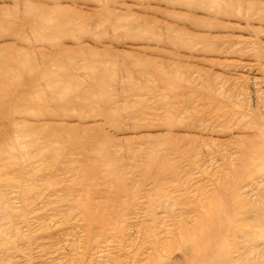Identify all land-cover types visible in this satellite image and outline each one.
Wrapping results in <instances>:
<instances>
[{"label":"rangeland","instance_id":"obj_1","mask_svg":"<svg viewBox=\"0 0 264 264\" xmlns=\"http://www.w3.org/2000/svg\"><path fill=\"white\" fill-rule=\"evenodd\" d=\"M262 9L0 0V264H264Z\"/></svg>","mask_w":264,"mask_h":264},{"label":"bare ground","instance_id":"obj_2","mask_svg":"<svg viewBox=\"0 0 264 264\" xmlns=\"http://www.w3.org/2000/svg\"><path fill=\"white\" fill-rule=\"evenodd\" d=\"M189 1V0H188ZM218 1V0H217ZM234 1V0H233ZM175 2V1H174ZM180 2V1H179ZM185 2H186V0H185ZM209 2V1H208ZM230 2V1H229ZM224 3V2H223ZM177 4V3H176ZM213 6V5H212ZM232 7V6H231ZM208 8V7H207ZM262 10H264V9H262ZM218 11V10H217ZM170 13H168V15H169ZM182 17V16H181ZM183 17H184V15H183ZM190 17V16H189ZM188 18V17H187ZM187 18H186V21H187ZM191 18V17H190ZM192 19V18H191ZM195 19V18H194ZM179 20V19H178ZM194 21V20H193ZM195 21H197V20H195ZM199 21H201V20H199ZM198 22V21H197ZM169 28H170V26H168ZM135 28V27H134ZM166 28V27H165ZM173 29V28H172ZM180 31H181V29H180ZM158 34V33H157ZM181 34H184V33H181ZM169 35V34H168ZM191 36V35H190ZM193 37V36H192ZM192 39V38H191ZM199 39H200V37H199ZM258 39V38H257ZM204 40V39H203ZM228 40V39H227ZM167 41V40H166ZM208 41V40H207ZM215 41V40H214ZM182 42V41H181ZM218 42V41H217ZM180 43V42H179ZM198 43V42H197ZM256 43V42H255ZM189 44V43H188ZM192 44V43H191ZM203 45H204V43H202ZM207 44V43H206ZM219 45V44H218ZM247 45V44H246ZM215 46V45H214ZM253 46V45H252ZM197 47V46H196ZM211 47V46H210ZM206 48H207V46H206ZM182 49V48H181ZM204 50H206V49H204ZM255 49H253V52H255L254 51ZM220 52V51H219ZM260 52V51H259ZM262 53V52H261ZM202 54V53H201ZM254 58V57H253ZM261 58V57H260ZM263 58V57H262ZM178 59V58H177ZM255 60V59H254ZM257 60V59H256ZM155 62V61H154ZM210 63V62H209ZM244 65V64H243ZM219 66V65H218ZM242 67V66H241ZM244 67V66H243ZM242 67V68H243ZM261 67V66H260ZM169 68V67H168ZM173 68V67H172ZM249 68V67H248ZM227 69V68H226ZM252 69V68H251ZM253 70H254V68H253ZM172 71V70H171ZM173 71H175V70H173ZM198 71V70H197ZM196 71V72H197ZM157 73V72H156ZM166 73V72H165ZM175 73V72H174ZM201 73V72H200ZM205 73V72H204ZM262 73H264V72H262ZM159 74H161L162 76H163V74L162 73H159ZM158 74V75H159ZM168 74H169V72H168ZM167 74V75H168ZM176 75H179V73H175ZM175 74H173V75H175ZM173 75H172V77H171V79L173 78ZM161 76V77H162ZM160 77V78H161ZM159 78V79H160ZM165 79H166V77H164ZM179 77L177 76V79H178ZM167 79H169V78H167ZM209 79V78H208ZM217 79H219V78H217ZM229 79V78H228ZM162 81H163V79H161ZM181 80V79H180ZM179 80V81H180ZM197 80V79H196ZM216 80V79H215ZM214 80V81H215ZM220 80V79H219ZM260 80V79H259ZM160 81V80H159ZM168 81H170V80H168ZM173 81H175V80H173ZM172 81V82H173ZM213 81V82H214ZM223 81H224V79H223ZM164 82L165 81H163V83L162 84H164ZM212 82V83H213ZM171 83V82H170ZM182 83V82H181ZM180 83V84H181ZM188 83V82H187ZM227 83H228V81H227ZM255 83V82H254ZM259 83V82H258ZM167 84H168V82H167ZM167 84H166V82H165V85L167 86ZM214 84V83H213ZM186 85V84H185ZM205 85V84H204ZM208 85H210V84H208ZM215 85V84H214ZM213 85V86H214ZM222 85V84H221ZM255 85V84H254ZM264 85V84H263ZM164 86V85H163ZM162 86V88L164 89V90H166L164 87ZM165 86V87H166ZM178 86V85H177ZM188 85H186L185 87H187ZM216 86V85H215ZM168 87H169V85H168ZM167 87V88H168ZM225 87V86H224ZM253 87V86H252ZM257 88L259 87L258 85L256 86ZM188 88V87H187ZM234 88V87H233ZM180 89V88H179ZM185 89V88H184ZM212 89V88H211ZM210 89V90H211ZM243 89V88H242ZM168 90V89H167ZM239 90V89H238ZM240 90H241V88H240ZM244 90V89H243ZM162 91V90H161ZM261 91V90H260ZM212 92V91H211ZM242 92V91H241ZM210 93V92H209ZM219 93V92H218ZM217 94V93H216ZM230 94H231V92H230ZM229 94V95H230ZM255 94V93H254ZM214 95V94H213ZM219 98L220 97H222L221 95H217ZM232 96V95H231ZM236 96V95H235ZM250 96V95H249ZM225 96H223V98H224ZM264 97V96H263ZM257 98V97H256ZM259 99H260V97H258ZM175 99H176V97H175ZM182 99V98H181ZM202 99V98H201ZM206 99V98H205ZM215 99H216V97H215ZM220 99H222V98H220ZM225 99H226V97H225ZM251 99V98H250ZM178 100V99H177ZM180 100V99H179ZM207 100V99H206ZM218 100V99H217ZM224 100V99H223ZM254 101V100H253ZM263 101H264V99H263ZM220 103V102H219ZM225 103V102H224ZM262 103V102H261ZM195 104V103H194ZM263 104V103H262ZM166 105V104H165ZM216 105V104H215ZM219 105V104H218ZM224 105V104H223ZM208 106V105H207ZM213 106V105H212ZM240 106V105H239ZM211 106H209V108H210ZM261 107V106H260ZM263 107V106H262ZM236 108V107H235ZM261 109V108H260ZM170 110V109H169ZM242 110V109H241ZM264 110V109H263ZM168 111V110H167ZM173 111V110H172ZM213 111V110H212ZM261 111V110H260ZM215 112V111H214ZM253 112V111H252ZM256 112V111H255ZM250 113H251V111H250ZM253 114H256V113H254L253 112ZM252 114V115H253ZM239 115V114H238ZM258 115H259V113H258ZM258 115H256V116H258ZM168 116V115H167ZM240 116H242V115H240ZM236 117H238V116H236ZM263 117V116H262ZM172 118V117H171ZM203 118V117H202ZM241 118V117H240ZM244 119V118H243ZM246 119V118H245ZM255 119H256V117H255ZM227 120V119H226ZM169 121V120H168ZM242 121V120H241ZM255 122H258V121H256V120H254ZM264 121V120H263ZM181 122V121H180ZM194 122V121H193ZM249 123H251L250 121L248 122V125H249ZM253 124H254V122H252ZM192 124V123H191ZM226 124V123H225ZM261 124V123H260ZM263 124V123H262ZM247 125V124H246ZM255 125L258 127L259 126V124H256L255 123ZM250 126H252V125H250ZM255 126V127H256ZM264 127V124L262 125V127H260L259 126V128H263ZM250 128V127H249ZM52 130V129H51ZM249 130V129H248ZM255 130H256V128H255ZM260 130V129H259ZM256 131V132H258V140H256L257 142L255 143V144H252V145H249V147L248 148H250L249 149V154H250V157L252 158H255L256 160H258V159H262V158H260V156L262 155V154H264V128L263 129H261L260 131ZM253 135V134H252ZM255 135H256V133H255ZM249 137V136H248ZM254 137V136H253ZM247 146V145H246ZM250 146H252V147H250ZM97 148V147H96ZM96 148H92L91 147V149H94L95 150V152H98L99 150H97ZM244 149H246V148H244ZM248 150V149H247ZM164 152V151H163ZM162 152V153H163ZM246 154V153H245ZM153 157V156H152ZM264 157V156H263ZM252 158V159H253ZM255 159H253V160H255ZM1 160H3V159H0V161ZM6 160V159H5ZM251 162V161H250ZM4 163V162H3ZM2 163V164H3ZM249 165V164H248ZM262 165H264V163L262 162V164H261V162H260V166H262ZM2 166V165H1ZM0 166V167H1ZM244 167V166H243ZM241 168V167H240ZM256 168H258V167H256ZM255 168V169H256ZM262 168H263V166H262ZM28 169V168H27ZM238 169H236L235 171H237ZM240 170V169H239ZM243 170H246V168H244ZM259 170V169H258ZM262 170V169H261ZM260 170V171H261ZM249 171V170H248ZM242 172V171H241ZM241 172L239 171V174H236L238 177H240L242 174H241ZM246 172V171H245ZM262 172V171H261ZM26 173V172H25ZM27 173H29V172H27ZM236 173V172H235ZM234 173V174H235ZM248 173V172H247ZM247 173H245V174H247ZM249 173H250V171H249ZM47 174V173H46ZM243 174H244V172H243ZM242 176H244V175H242ZM231 178H232V176H231ZM247 178H249L248 176H247ZM242 178H240V179H238V180H241ZM231 180V179H230ZM63 181V180H62ZM231 182V181H230ZM233 182H234V177H233ZM238 183V182H237ZM245 183V182H244ZM232 184V183H231ZM26 185V184H25ZM48 185V184H47ZM63 185V184H62ZM236 185V184H235ZM234 185V186H235ZM234 186H233V188H234ZM228 188V187H227ZM232 188V189H233ZM2 189V188H1ZM54 189V188H53ZM239 189V188H238ZM30 190V189H29ZM61 190V189H60ZM239 191V190H238ZM237 191V192H238ZM234 192H236V189H235V191ZM238 194V193H237ZM236 195V194H235ZM237 198H239V196L237 197ZM236 198V199H237ZM24 199H25V197H24ZM25 203V202H24ZM77 203V202H76ZM217 203H219V205H220V207H218L219 208V210H220V213H222V214H225L226 216H229V214L231 215V212H235L234 210H235V208L233 207L232 208V211L230 210L229 211V209H228V206H226V202H223L222 200H219V202H217ZM231 203H233V202H231ZM236 203L237 204H239V202L238 201H236ZM8 205H10L9 203H8ZM11 206V205H10ZM16 206V205H15ZM232 206H233V204H232ZM21 207V206H20ZM26 207H29V206H26ZM2 210V209H1ZM211 210V209H210ZM239 210V209H238ZM238 210H237V212H238ZM11 211V210H10ZM23 212H24V210H23ZM9 213V212H8ZM20 213V212H19ZM25 213V212H24ZM86 213L87 214H89V211H86ZM21 214V213H20ZM23 214V213H22ZM205 214V213H204ZM24 215H27V214H24ZM34 215V214H33ZM232 216V215H231ZM230 216V217H231ZM23 217V216H22ZM235 218H236V216H235ZM223 219V218H222ZM231 219H233V218H229V220L228 221H231ZM243 219V218H242ZM247 219V218H246ZM253 219V218H252ZM254 219H255V217H254ZM22 220V219H21ZM218 220V219H217ZM258 222V224L259 223H262V224H264V212H261L260 214L258 213V215H257V217H256V219H255V223L257 224V222ZM26 222V221H25ZM50 222V221H49ZM218 222V221H217ZM217 222H216V224H217ZM250 222V221H249ZM210 223H212V222H210ZM251 223V222H250ZM25 224V223H24ZM29 224V223H28ZM48 224V223H47ZM55 224V223H54ZM252 224V223H251ZM23 225V224H22ZM52 225V224H51ZM213 225V224H212ZM27 226H29V225H27ZM47 226V225H46ZM56 226H58V225H56ZM15 227V226H14ZM34 227V226H33ZM257 227V226H256ZM55 228V227H54ZM57 228V227H56ZM216 228H218V227H216ZM10 229V228H9ZM40 229V228H39ZM54 230V229H53ZM192 230V229H191ZM26 231V230H25ZM29 231V230H28ZM66 231V230H65ZM94 231V230H93ZM218 230H216V232H217ZM189 232H191V231H189ZM4 233V232H3ZM16 233V231L14 232V234ZM19 231H18V237H19ZM43 234V233H42ZM59 234H60V232H59ZM58 234V235H59ZM188 234V233H187ZM49 236V235H48ZM158 236V235H157ZM15 237H16V235H15ZM35 237V236H34ZM181 237V239H182V236H180ZM22 238V237H21ZM20 238V239H21ZM184 238V237H183ZM186 238H188V237H186ZM29 239V238H28ZM32 239V238H31ZM164 239V238H163ZM9 242V241H8ZM13 242V241H12ZM187 248H188V250H189V256L191 255V253L192 254H194V255H197V252L198 251H200V249L199 248H197L196 246L198 245V241L196 240V239H187ZM185 242V243H186ZM10 243H11V241H10ZM0 244H1V242H0ZM21 244V243H20ZM4 245V244H3ZM27 245V244H26ZM78 245V244H77ZM23 246V245H22ZM8 247V246H7ZM30 247V246H29ZM28 247V248H29ZM25 248V247H24ZM73 248V247H72ZM186 248V247H185ZM207 248H208V246H207ZM5 249V248H4ZM52 250V249H51ZM50 250V251H51ZM186 250V249H185ZM30 251V250H29ZM2 252V251H1ZM6 252H8V251H6ZM11 252V251H10ZM53 252V251H52ZM73 252V251H72ZM186 252V251H185ZM56 253V252H55ZM25 254H27V253H25ZM88 254V253H87ZM127 254V253H126ZM37 255V254H36ZM50 255V254H49ZM53 255H54V253H53ZM184 255V254H183ZM182 255V256H183ZM53 257V256H52ZM83 257V256H82ZM184 257V256H183ZM191 257V256H190ZM195 257H197V256H195ZM28 258V257H27ZM51 258V257H50ZM185 258V257H184ZM15 259V258H14ZM197 259V258H196ZM225 259H227V258H225ZM183 260V259H182ZM187 260H190V258L189 259H187ZM193 260V259H192ZM192 260L189 262V261H184L183 260V262H185V264H192ZM9 261V260H8ZM14 261V260H13ZM12 261V262H13ZM19 261V260H18ZM193 261H195L196 262V260H193ZM7 262V261H6ZM5 262V263H6ZM10 262V261H9ZM47 262H48V260H47ZM198 262V261H197ZM196 262V263H197ZM82 263V262H81ZM92 263V262H91ZM195 263V264H196ZM227 263V262H226ZM228 263H229V260H228ZM14 264V263H13ZM44 264H45V262H44ZM47 264H49V263H47ZM214 264H221V262H219L218 260H217V262L216 263H214ZM236 264V263H235ZM263 264V263H262Z\"/></svg>","mask_w":264,"mask_h":264}]
</instances>
